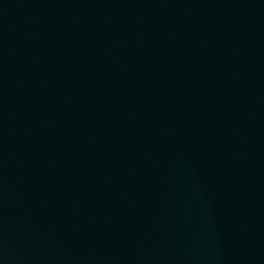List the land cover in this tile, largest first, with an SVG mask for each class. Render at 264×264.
<instances>
[{
    "label": "water",
    "instance_id": "1",
    "mask_svg": "<svg viewBox=\"0 0 264 264\" xmlns=\"http://www.w3.org/2000/svg\"><path fill=\"white\" fill-rule=\"evenodd\" d=\"M0 264H264V0H0Z\"/></svg>",
    "mask_w": 264,
    "mask_h": 264
}]
</instances>
